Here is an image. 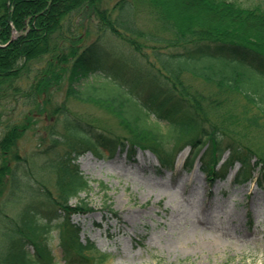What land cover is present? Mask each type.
<instances>
[{
    "label": "trees",
    "instance_id": "obj_1",
    "mask_svg": "<svg viewBox=\"0 0 264 264\" xmlns=\"http://www.w3.org/2000/svg\"><path fill=\"white\" fill-rule=\"evenodd\" d=\"M111 2L0 0V264H57L54 238L67 264L108 262L111 255L83 240L72 220L91 211L80 198L93 187L77 162L87 152L101 157L119 149L133 156L136 148L150 149L160 174L176 170L178 150L190 146L184 167L193 170L200 159L211 186L240 164L236 182L252 181L258 172L264 189L260 116L243 117L228 98L242 94L264 119V8L234 0ZM225 66L234 73L224 72ZM186 73L216 83L222 94L196 90ZM247 74L262 85L245 90ZM90 77L113 80L171 126L175 148L130 117L116 97L107 99V107L118 114L122 136L83 124L67 101L54 103L66 78L67 96L87 100L76 86ZM60 115L64 134L52 124L51 144L23 154L20 143L36 119L57 124ZM63 140L67 146L60 152ZM49 175L54 191L42 180ZM72 199L79 203L70 205Z\"/></svg>",
    "mask_w": 264,
    "mask_h": 264
},
{
    "label": "rangeland",
    "instance_id": "obj_2",
    "mask_svg": "<svg viewBox=\"0 0 264 264\" xmlns=\"http://www.w3.org/2000/svg\"><path fill=\"white\" fill-rule=\"evenodd\" d=\"M234 1L250 8H264V0ZM115 2L112 0L110 4ZM152 24L147 22L148 26ZM220 64L224 63H217ZM222 69L234 73L226 66ZM185 78L202 93L222 94L216 83H209L195 73H186ZM253 78L247 74L243 82L245 90L262 85ZM76 87L87 100L67 96L66 78L54 95V103L67 101L72 117L86 122L83 124L119 136L125 134L118 114L111 106L107 107V99L116 97L119 103L125 101L130 117L160 138L166 148H175L177 135L171 126L159 123L157 116L149 115L135 97L113 80L90 77ZM261 95L263 97L264 93ZM228 98L235 112L243 117L259 115L258 122L262 123L264 133L259 108L238 92H231ZM259 103L264 108V100ZM57 121L56 124L48 118L36 119L34 130L20 143L23 154L46 149L51 144L49 127L52 124L64 134L62 115ZM262 137L259 143H264ZM66 146L64 141L57 150L61 152ZM136 149L133 156L119 149L114 155L106 153L101 157L91 151L77 161L93 188L88 194L82 192L80 198L91 211L74 214L72 220L81 226L83 240L89 238L102 252L111 255L106 264H264V189L258 185V172L256 179L239 185L236 176L241 165L237 164L230 169L227 178H220L211 186L200 160L193 170L184 167L190 146L178 150L176 170L166 169L160 174L156 155L150 149ZM224 156L219 167L228 160L229 153ZM54 179L53 175L42 178L52 191L55 190ZM77 203L78 199H72L70 205ZM51 248L59 261L57 264H67L62 259L58 239L52 240Z\"/></svg>",
    "mask_w": 264,
    "mask_h": 264
}]
</instances>
